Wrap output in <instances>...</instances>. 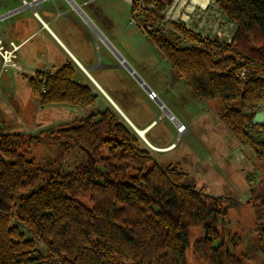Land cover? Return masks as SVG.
<instances>
[{"label": "trees", "instance_id": "1", "mask_svg": "<svg viewBox=\"0 0 264 264\" xmlns=\"http://www.w3.org/2000/svg\"><path fill=\"white\" fill-rule=\"evenodd\" d=\"M214 1L236 27L229 44L201 39L174 23L170 25L177 33L201 48L178 47L160 34L142 32L199 99L259 104L264 100V0ZM173 2L132 0L131 12L141 9L162 24ZM210 49H218L221 56L214 59ZM75 69L69 63L53 74L29 80L39 107L86 108L96 103L99 91L92 83H78ZM243 70L244 78L240 77ZM106 103L104 109L47 130V138L82 153L85 164L20 198L38 180V173L18 150L38 141L7 133L0 125V264H187L192 227L204 231V238L195 245L196 254L219 264H239L232 262L222 244L213 246L219 220L230 206H207L208 196L183 184V172L159 167L153 150ZM252 120L248 121L251 126L264 129ZM221 121L264 157V140L255 143L247 137L239 111H227ZM249 201L256 218L264 220V188L259 192L250 188ZM13 209L46 255L11 223Z\"/></svg>", "mask_w": 264, "mask_h": 264}, {"label": "rangeland", "instance_id": "2", "mask_svg": "<svg viewBox=\"0 0 264 264\" xmlns=\"http://www.w3.org/2000/svg\"><path fill=\"white\" fill-rule=\"evenodd\" d=\"M131 1L98 2H106L110 6L106 12L104 32L112 41L116 53L125 58L126 65L147 88L154 90L157 99L177 121L187 127L188 133L186 136L180 134L177 137L174 123L168 116H162V107L155 103L159 112L156 117L158 125L149 137L158 135L160 145L172 142L174 145L165 154H153V160L163 169L172 166L183 172V184L194 186L202 197L208 196L211 201L206 202L207 206H230L226 215L219 220L214 247L222 244L232 262L264 264V220L259 221L256 218L249 201L250 188L254 187L256 192L264 188V157H259L252 148L244 145L221 121L222 115L227 111H239L246 122L247 137L252 142L259 143L264 140V129L253 127L248 121L256 113L264 112V100L259 104H244L240 99L229 103L199 99L142 32L148 30L160 34L178 47L201 48L177 33L170 23L219 45L231 42L235 25L223 16L214 0H174L166 11L165 22L162 24L141 9L132 14ZM101 43L95 52L103 55L105 50ZM109 52L117 60L114 53L111 50ZM209 52L214 59L221 56L218 49H210ZM245 72L241 71L240 77L244 78ZM116 73L122 77V83L128 88L134 91L143 88L126 66L123 69L118 68ZM143 90L145 91L144 88ZM38 107L37 104L25 107L23 117H20L21 109L15 115L17 107H14L12 114L8 115L10 123L0 119V125L7 133H19L24 138L36 137L38 141L18 150L19 153L26 154L33 170L38 173V180L26 192L20 193L18 198L38 190L49 179L57 175L71 174L85 164L82 153L63 141L47 138L46 132L50 128L70 124L79 119L80 114L85 116L86 113L72 106L56 105L37 114L36 111L40 109ZM16 117L18 122L13 121ZM81 202L87 203L86 200ZM15 213L13 209L11 223L17 225L25 238L33 240L35 247L46 255V249L27 227L18 222ZM203 238L204 231L201 227L189 229V247L185 253L187 264H219L214 259L195 253V245ZM52 264L58 263L52 261Z\"/></svg>", "mask_w": 264, "mask_h": 264}, {"label": "crops", "instance_id": "3", "mask_svg": "<svg viewBox=\"0 0 264 264\" xmlns=\"http://www.w3.org/2000/svg\"><path fill=\"white\" fill-rule=\"evenodd\" d=\"M99 1L40 0L37 17L31 7L22 6L21 0L0 1V119L10 123L8 115L12 114V108L17 107V115L19 109L23 112L25 107L38 105L31 92L30 79L53 74L71 63L76 68L74 79L80 84L92 83L100 93L93 106L74 107L76 110L88 115L106 108V102H112L135 130L142 132L146 142L156 148L152 149L153 154H165L172 149H164L172 148L174 143L160 145V136L149 137L158 125L156 117L159 112L155 106L158 102L150 100L143 88L134 91L125 86L122 77L116 73L125 64L119 61L120 55L104 32L106 12L110 6L106 2L98 4ZM100 43L105 50L103 55L95 52ZM4 51H13L14 55L6 66L3 65ZM50 106L40 107L36 113ZM162 109V116H168V119L173 116L172 113L169 115L166 107ZM22 112L20 117L24 116L25 112ZM82 115L79 117L83 118ZM13 121L18 122L17 117ZM182 134H188L187 127Z\"/></svg>", "mask_w": 264, "mask_h": 264}, {"label": "built area", "instance_id": "4", "mask_svg": "<svg viewBox=\"0 0 264 264\" xmlns=\"http://www.w3.org/2000/svg\"><path fill=\"white\" fill-rule=\"evenodd\" d=\"M0 1H2V0H0ZM21 3H22V6H24V7H31L33 9L34 15L37 17V10L39 7L40 0H21ZM1 49L2 48L0 47V51H1ZM13 56H14L13 51H4L3 55H2L3 65L4 66L8 65ZM121 64H123V63L121 62ZM148 97L151 100H155V99L157 100V95L152 90L148 92ZM169 119H170V121H172L175 124L176 131L179 135L186 132V126L184 124H182L181 122L177 121L174 116L170 115Z\"/></svg>", "mask_w": 264, "mask_h": 264}, {"label": "water", "instance_id": "5", "mask_svg": "<svg viewBox=\"0 0 264 264\" xmlns=\"http://www.w3.org/2000/svg\"><path fill=\"white\" fill-rule=\"evenodd\" d=\"M119 61L122 62L123 64H125L127 70L133 75V77L137 80V82L145 89L146 92L151 91L149 88L146 87V85L143 83V81L135 74V72L126 65L124 59L119 56ZM86 71H88L86 69ZM158 104L162 107L165 108L163 106V104L157 99ZM111 105L120 113V115L125 119V121L132 127V129H134V131L142 138V140L151 148V149H156L155 147L151 146L149 143L146 142V140L143 138L142 134L138 131L135 130V128L133 127V125L130 123V121L122 114V112L111 102ZM170 115V112H168ZM253 124L256 126H262L264 125V112H258L255 114L253 120H252Z\"/></svg>", "mask_w": 264, "mask_h": 264}, {"label": "bare ground", "instance_id": "6", "mask_svg": "<svg viewBox=\"0 0 264 264\" xmlns=\"http://www.w3.org/2000/svg\"><path fill=\"white\" fill-rule=\"evenodd\" d=\"M194 1H198V0H194ZM141 134H142V132H140ZM168 149H170V148H166V149H164V150H168Z\"/></svg>", "mask_w": 264, "mask_h": 264}]
</instances>
